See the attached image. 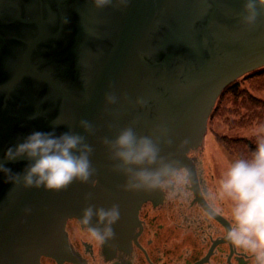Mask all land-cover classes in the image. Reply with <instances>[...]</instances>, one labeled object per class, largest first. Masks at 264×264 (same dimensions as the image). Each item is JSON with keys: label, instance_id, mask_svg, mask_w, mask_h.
<instances>
[{"label": "water", "instance_id": "obj_1", "mask_svg": "<svg viewBox=\"0 0 264 264\" xmlns=\"http://www.w3.org/2000/svg\"><path fill=\"white\" fill-rule=\"evenodd\" d=\"M245 3L0 0V163L22 175L28 158L6 159L5 150L35 130L77 133L92 149L87 181L59 190L25 187L0 172V264L58 258L66 221L81 220L89 205L118 206L113 234L133 221L157 188L124 187L127 174L105 140L126 127L192 174L186 153L200 145L217 96L264 66V8L257 5L248 24ZM90 224L103 227L95 215Z\"/></svg>", "mask_w": 264, "mask_h": 264}, {"label": "clouds", "instance_id": "obj_2", "mask_svg": "<svg viewBox=\"0 0 264 264\" xmlns=\"http://www.w3.org/2000/svg\"><path fill=\"white\" fill-rule=\"evenodd\" d=\"M109 2L94 0L97 7ZM257 5L264 8V0H246V15L242 17L245 23L255 21ZM106 100L111 103L115 96L107 94ZM81 124L86 130L90 128L87 121H81ZM253 133L256 135V147L250 155L237 157L228 163L213 193V200L220 206L214 203L209 214L220 212L221 207L226 205L225 214L231 221L225 233L226 238L235 247L251 253L256 264H264V124L255 127ZM105 143L112 157L120 162L118 167L127 174L125 188H166L172 183L187 182L188 172L183 166H176L174 162L159 157L158 147L152 139L147 136L137 137L131 127L122 129L114 139H106ZM91 150V146L84 142L80 134L63 132L54 135L35 130L5 150L6 159L21 156L28 158L29 163L22 175L12 173L2 163L0 172L5 173L6 180L16 182L22 179L25 187L43 185L46 189L59 190L74 179L87 181L92 171L89 160ZM153 163H158V166L130 167ZM93 215L97 217V224L103 225L102 228L90 224ZM118 217L119 208L115 204L95 210L89 205L83 209L80 222L86 226L90 238L100 245L113 235L112 224Z\"/></svg>", "mask_w": 264, "mask_h": 264}, {"label": "flooded vegetation", "instance_id": "obj_3", "mask_svg": "<svg viewBox=\"0 0 264 264\" xmlns=\"http://www.w3.org/2000/svg\"><path fill=\"white\" fill-rule=\"evenodd\" d=\"M192 153L193 176L186 167V183L157 188L133 221L108 241L97 244L80 220L70 218L65 224L68 245L59 248L57 260L43 257L39 264H256L251 253L226 238L231 226L227 206L209 214L214 203L220 206L213 200L216 187L199 174Z\"/></svg>", "mask_w": 264, "mask_h": 264}, {"label": "trees", "instance_id": "obj_4", "mask_svg": "<svg viewBox=\"0 0 264 264\" xmlns=\"http://www.w3.org/2000/svg\"><path fill=\"white\" fill-rule=\"evenodd\" d=\"M264 66L254 69L226 85L219 93L210 112L207 128L225 152L235 158L246 157L256 147V141L218 133L214 123L228 131L264 124Z\"/></svg>", "mask_w": 264, "mask_h": 264}, {"label": "rangeland", "instance_id": "obj_5", "mask_svg": "<svg viewBox=\"0 0 264 264\" xmlns=\"http://www.w3.org/2000/svg\"><path fill=\"white\" fill-rule=\"evenodd\" d=\"M260 96L264 98V93ZM255 127L257 125L249 126L246 129L228 131L224 125L214 123V129L218 133L231 137H245L256 141V135L253 133ZM192 155L196 160V169L199 174H202L206 180L205 182L210 184L209 186L212 185V187L217 186V181L227 168L228 163L235 159V157L227 154L223 147L216 142L208 128L203 137L201 147L193 152Z\"/></svg>", "mask_w": 264, "mask_h": 264}]
</instances>
